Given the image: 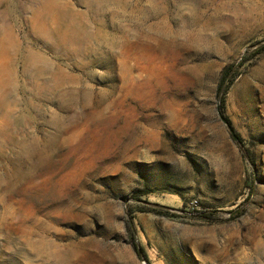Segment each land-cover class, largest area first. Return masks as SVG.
Segmentation results:
<instances>
[{"label": "rangeland", "instance_id": "1", "mask_svg": "<svg viewBox=\"0 0 264 264\" xmlns=\"http://www.w3.org/2000/svg\"><path fill=\"white\" fill-rule=\"evenodd\" d=\"M0 264H264V0H0Z\"/></svg>", "mask_w": 264, "mask_h": 264}, {"label": "trees", "instance_id": "2", "mask_svg": "<svg viewBox=\"0 0 264 264\" xmlns=\"http://www.w3.org/2000/svg\"><path fill=\"white\" fill-rule=\"evenodd\" d=\"M238 68L239 67H236V66L231 67L228 71V75L231 73H233V74L229 78H225L218 88V96H219V100H220V111H221V113L224 117V120L226 121L228 127L230 128L231 132L233 133L234 136L237 137L236 142L241 147L242 155L248 161H250L251 163H254L255 162L254 154L251 152L250 149L245 147L244 140H243L242 136L236 132L235 128L233 127L232 121L225 115L226 96H227L232 84L234 83V81L237 77ZM140 196H141L140 193L135 194V197H137V198H140ZM149 210H151V209L148 207H143L142 212H148ZM195 212L198 214L202 213L199 210H196ZM127 228L129 230V232L132 233V225H131L130 221L127 223ZM133 246H134L135 251H137L139 254H143V252H144V254H143L144 259H146V260L148 259L145 251L143 249H141L137 245V243H135L134 241H133Z\"/></svg>", "mask_w": 264, "mask_h": 264}, {"label": "water", "instance_id": "3", "mask_svg": "<svg viewBox=\"0 0 264 264\" xmlns=\"http://www.w3.org/2000/svg\"><path fill=\"white\" fill-rule=\"evenodd\" d=\"M224 122L226 123V121L224 120ZM227 124V123H226ZM234 138L237 140V137L236 136H234Z\"/></svg>", "mask_w": 264, "mask_h": 264}]
</instances>
